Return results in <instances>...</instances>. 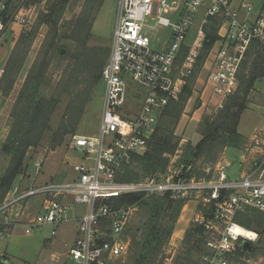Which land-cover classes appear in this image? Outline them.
<instances>
[{
    "label": "built area",
    "instance_id": "1",
    "mask_svg": "<svg viewBox=\"0 0 264 264\" xmlns=\"http://www.w3.org/2000/svg\"><path fill=\"white\" fill-rule=\"evenodd\" d=\"M12 2L0 0V40L15 19L21 20L23 28L28 24L20 17L23 7L10 12ZM214 21L220 24V44L207 87L212 99L224 100L238 88L247 52L256 43L264 45L262 6L255 12L251 0H119L109 56L101 71L104 99L99 134L74 136L69 146L83 156L84 162L74 167L78 177L27 188L14 184L0 204V239L10 237L19 226L26 232L58 227L68 221L73 209L82 207L76 238L63 264H112L129 250L124 234L136 209L120 206L116 200L137 195L196 204L194 222L206 236L201 264H230L244 242L256 240L255 233L254 240L238 233L235 218L248 209L264 213V128L253 134L247 148L263 157L254 163L260 169L244 171L238 178L228 176L223 160L179 159L177 151L168 156L161 172L138 181L117 179L133 155L146 151L162 111L179 99L197 65L204 27ZM165 29L169 35L161 36L163 42L156 37L159 49L154 48L150 36ZM129 81L146 89L137 108L129 103ZM40 166L35 163L36 173ZM36 196L42 199L41 208L32 216L28 202Z\"/></svg>",
    "mask_w": 264,
    "mask_h": 264
},
{
    "label": "trees",
    "instance_id": "2",
    "mask_svg": "<svg viewBox=\"0 0 264 264\" xmlns=\"http://www.w3.org/2000/svg\"><path fill=\"white\" fill-rule=\"evenodd\" d=\"M27 1L35 3L37 0H24L21 6L25 7ZM69 1L52 0L46 4V13L42 19L50 24L48 26L52 30L53 38L49 46L42 45L43 55L41 59L38 57L26 73L15 104L10 111L12 125L1 148L2 154L9 156V165L0 177V204L4 201L15 179L26 172L24 162L29 149L45 145L53 151L76 136L86 107L91 101L93 87L101 82V71L109 50L101 46L90 47L86 45V39L90 35L94 16L98 13L103 0H85L82 13L76 21L69 23L63 36L64 39L78 41L83 36L79 41L80 45L77 44L78 47L74 49L75 53L68 54L71 63L66 66L63 76L54 87L51 86V80L45 78L53 53L56 52L54 36H58L57 24ZM12 4L13 2L10 12L16 8V6L12 7ZM262 7L264 8V0ZM207 25L204 30L208 27ZM37 32L38 28L35 34ZM217 39L216 31L207 32L201 50L206 54ZM32 40L33 38L26 40L24 36H20L12 54L8 57L0 81V92L3 96L9 95L17 82ZM184 50L180 53L179 61L186 52ZM59 54H62L61 50ZM203 57L204 55L200 56L199 52L197 62L202 61ZM260 80H264V45L256 43L246 54L238 76L237 90L226 98L223 107L213 119L206 118L201 123L198 130L200 140L193 150H188L184 156L186 160L191 158L197 160L206 154L211 158L210 163H213L218 153L229 147L238 148L244 143V138L239 134L237 127L241 115L247 109L249 95L255 83ZM187 85L179 99L171 101L160 114L159 123L148 140L146 151L132 156L131 162L125 165L118 174V181H138L166 168L167 156L175 153L180 140L174 133L175 127L181 118L187 100L191 97V90ZM46 86L50 88L48 93H46L48 89ZM63 96L68 98L64 100L66 104L64 113L56 130H51L52 114L63 102ZM116 201L120 206H135L136 210L140 209L143 212L145 218L142 224L144 228L142 238L133 243L135 248L132 255L133 264H163L164 258L159 260L157 256L161 253L163 244L168 241L184 203L172 201L166 197L142 199L137 195L123 196ZM235 222L240 227L256 231L260 237L264 233L263 212L248 209L238 214ZM204 239V229L201 226L192 225L184 239L190 248L185 250L182 258H179L181 261L177 264H196L191 259V251L197 250L195 252L198 254L202 253Z\"/></svg>",
    "mask_w": 264,
    "mask_h": 264
},
{
    "label": "rangeland",
    "instance_id": "3",
    "mask_svg": "<svg viewBox=\"0 0 264 264\" xmlns=\"http://www.w3.org/2000/svg\"><path fill=\"white\" fill-rule=\"evenodd\" d=\"M49 1L52 0H37L35 3L27 1L25 7H23L21 5L24 3V0H14L12 7H23L21 12H19L20 17L28 21V24L26 28H23L21 20L15 19L0 40V46H3L0 48V51H10V54H12L20 36H24L26 40L33 38L23 68L11 92L7 96H3L0 92L2 98L4 99L2 114L0 116V177L5 173L9 165V156L2 154L1 148L8 137L12 125L10 111L15 104L17 93L26 73L30 70L35 61L38 60V57L41 59V56L43 55L44 51L41 49L42 45L45 44L46 46H49V43L53 38L52 30L50 26H48L50 24L45 23L44 19H42L44 17V13H46V4ZM251 1L255 12H257L259 8H261L263 0ZM84 3L85 0H70L65 12L58 21V36H54V48L56 52L53 53L47 75H45V78L51 80L52 87L60 81L66 66L71 63V59L68 54L75 53L74 49L78 47L77 44H79V41L83 38V36H81V38L79 37L80 40L78 41L73 39H64L63 36L69 27V23L76 21V18L82 13ZM118 4L119 0H103L98 13L95 16L93 14L94 21L90 29V35L86 39V45L90 47L101 46L108 48V56L113 30L116 25ZM207 26L208 27L205 29L206 33L214 30L217 34L220 29V24L217 21L209 23ZM37 28L38 32L35 34ZM162 35L168 36V30H159L155 35L150 36L154 48L157 47V49H159V41L156 40V37L163 42L161 38ZM163 39L166 40L167 38ZM219 44L218 38L206 54L203 50L200 51V56L204 55V57L202 58V61L197 62L193 76L188 82L187 87L191 90V97L185 104L183 113L177 126L175 127L174 132L180 139L178 142V148L174 153L176 154L178 151L179 159L183 158L187 154L188 150H193L195 148L196 144L200 140V134L198 132L199 126L204 119H213L223 107L226 100L212 99L210 87H207L210 66L213 62L214 54L219 48ZM60 50L62 54H59ZM23 71L24 75L22 76ZM46 87L48 88L46 93L50 92V88L48 86ZM145 92L146 89L138 88L131 81H129L128 95L130 96V105L137 108L140 105ZM62 99L63 102L57 106L52 114L50 124L51 130H56L64 113V108L66 106L65 101L68 98H64L63 96ZM103 99L104 84L103 82H99L98 85L93 87L91 101L87 105L83 119L80 123V132H85L86 135H93L98 132L103 109ZM159 120L160 119L157 120V123H159ZM261 128H264V80H260L255 83L248 98L247 109L243 112L239 120L237 127L238 132L239 134L245 136L246 140L244 138V143H242L238 148H226L224 151L218 153L214 160H223L225 165L228 167L226 172L231 179L238 178L240 176L238 166L241 162V156L243 154L246 156V161L250 162L248 167L249 169L247 168L248 170L260 169V166L254 165L253 163L260 161V159L262 160L263 157L260 154H251L247 150L249 147L247 141L256 130ZM98 134L99 133H97V136ZM72 139L73 138H71L67 144L53 151L49 150L45 145H39L36 148L29 149L24 162L26 165L25 173L30 176L27 177V183H32L31 185H33V182H36L34 183L36 185L39 184L40 181L64 183L76 180L78 174L75 172L74 167L75 165L83 163V156L80 155L78 151L69 150ZM210 159L209 155L207 156L204 154L197 160L200 162L205 161V163H210ZM35 163H40L41 165V171L39 170V174L36 173ZM90 163L91 162H88V164ZM14 184L20 185V179L16 178L13 185ZM41 200L40 196H36L30 199V202ZM196 211L197 206L195 203H189L187 208L183 210L182 215L181 210L168 241L163 244L161 253L157 256V259L159 260L160 258H164L163 264L179 263V261H181L179 258H182L185 250L190 248V245L186 244L184 239L186 232L190 229V227L192 225H196L194 222V214ZM28 212L33 216L39 211L37 206L33 205L30 210L28 207ZM180 216H182V219L179 221ZM186 219H190V222L188 223L187 228H183L182 225L187 222ZM144 222L145 218L143 216V212L140 209H135L124 234L130 243L129 250L124 257L116 259L112 264H133L132 255L135 251L133 243L141 240V234L144 230L142 224ZM66 225L68 226H65L64 224L59 228L44 226L40 231L34 232L17 230L7 239H0V254L2 253L0 255V264H63L64 260H66V254L72 247V240L74 237L73 234L76 230L75 223H69ZM52 230L56 231L55 235L51 234ZM135 231L138 232L136 233ZM251 232H254L257 235L256 240L244 242L243 246L239 247L230 258V264H264V233L260 237L256 231L251 230ZM195 251L197 250L191 251V259H193L196 264H201V252L198 254ZM4 252L6 254H3Z\"/></svg>",
    "mask_w": 264,
    "mask_h": 264
},
{
    "label": "crops",
    "instance_id": "4",
    "mask_svg": "<svg viewBox=\"0 0 264 264\" xmlns=\"http://www.w3.org/2000/svg\"><path fill=\"white\" fill-rule=\"evenodd\" d=\"M3 46H0V48H2ZM2 50V49H1ZM9 54H10V51H0V81H1V78H2V74H3V70H4V68H5V65H6V62H7V60H8V57H9ZM24 73V72H23ZM22 73V76L24 75ZM3 98H2V96H1V94H0V116H1V114H2V108H3ZM262 129V128H261ZM80 130V126H79V128H78V130H77V134H76V136H81V137H94V136H96L97 135V133L98 132H96L95 134H93V135H86L85 134V132H80L79 131ZM260 130V129H259ZM258 130H256L255 132H257ZM243 138H245V140H246V137L245 136H243L242 134H240ZM253 136V134L248 138V141H249V139L251 138ZM247 141V142H248ZM69 150H74V151H77L76 149H71L70 147H69ZM79 152V151H78ZM80 153V152H79ZM80 155H82V153H80ZM84 162V161H83ZM253 162V161H252ZM254 163H256V162H254ZM253 163V164H254ZM249 164H250V162H248V161H246V156H245V154H243L242 156H241V162H240V164H239V166H238V169H239V173L241 174L242 172H244V171H247L249 168ZM248 168V169H247ZM41 171V170H40ZM40 171H39V173H40ZM39 173H37V174H39ZM37 176V175H36ZM27 177H30L29 175H27L26 173H24V174H21V175H19L17 178H19L20 179V185L19 186H21L22 188H27V187H29L31 184H29V183H27L28 181H27ZM23 185H22V184ZM34 183H36V182H33V184ZM43 183H48V182H42V181H40L39 182V184H43ZM36 202H39V203H36ZM36 202H30L29 201V205H28V207H29V210H30V208H32V206L33 205H35V206H37V208H38V211H40V208H41V202H42V200L41 201H36ZM189 205V203H187L185 206H183V208H182V213H181V215L183 214V210H185L186 208H187V206ZM82 208V207H81ZM80 207L79 208H77V209H73V211L71 212V214H70V216H69V219H68V221L67 222H65L64 224H65V226H68V225H66V224H72V223H75L76 224V227H75V232H74V237H73V240H72V242L75 240V238H76V234H77V230H78V219H79V217H80V215H81V211H82V209H81ZM195 214H196V212H195ZM195 214H194V216H195ZM180 219H182V216H180V218H179V221H180ZM190 219H186V221L187 222H185L182 226H183V228L184 227H186L187 228V226H188V223L190 222L189 221ZM178 221V222H179ZM191 221H192V219H191ZM64 224H62V225H64ZM62 225H60V226H62ZM60 226H58L57 228H59ZM17 230H21V231H23L24 230V227H22V226H19V227H17V228H15L14 229V232H13V234L17 231ZM185 231V230H184ZM12 234V235H13ZM11 235V236H12ZM4 240V239H3ZM2 254V253H1ZM0 254V255H1ZM3 254H6L5 252L3 253ZM9 255V254H8Z\"/></svg>",
    "mask_w": 264,
    "mask_h": 264
},
{
    "label": "bare ground",
    "instance_id": "5",
    "mask_svg": "<svg viewBox=\"0 0 264 264\" xmlns=\"http://www.w3.org/2000/svg\"><path fill=\"white\" fill-rule=\"evenodd\" d=\"M238 233H240V235H242L243 237H246L251 240H254L256 237L254 232H251L250 230H247L240 226H238Z\"/></svg>",
    "mask_w": 264,
    "mask_h": 264
}]
</instances>
